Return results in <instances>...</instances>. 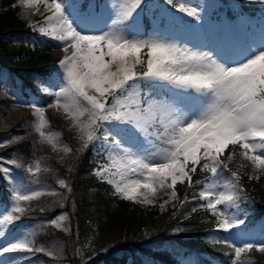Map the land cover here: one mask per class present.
I'll use <instances>...</instances> for the list:
<instances>
[{
  "label": "snow or ice",
  "instance_id": "1",
  "mask_svg": "<svg viewBox=\"0 0 264 264\" xmlns=\"http://www.w3.org/2000/svg\"><path fill=\"white\" fill-rule=\"evenodd\" d=\"M20 3L43 5L49 13L43 22L30 26L60 42L65 55L55 65L53 76L38 87L54 98L48 107L62 108L73 121L82 148L92 145L97 148V156L103 157L92 175L111 185L113 193L123 200L153 205L152 197L158 189H172L170 197L174 199L176 185L185 180L191 185L199 168L210 174L205 177L210 190L199 195L206 201L202 207L217 218V230L230 232L245 225L244 219L229 210H239L240 202L250 197L239 173L232 171L225 160H233L239 148V156L252 168L249 179L264 175V31L259 44L245 46L240 58L233 59L226 45L218 44L214 56L175 42L167 28L178 18L170 14L164 26L160 18H151V32L146 34L145 0ZM166 3L177 7L174 0ZM177 10L201 18L198 7L187 3H179ZM30 106L37 114L35 130L55 145L59 133L47 131L45 107L34 102ZM230 145L233 150L225 157ZM35 170L40 171L39 164ZM27 171L32 173L33 168ZM226 172L230 178L225 177ZM0 174L10 175V169L0 166ZM58 184L72 193L65 179H59ZM26 187L24 183L15 186V203L0 217V237L5 236L7 225L19 221L25 213L21 202L44 194L26 191ZM52 194L67 199L63 193ZM66 219V214L59 216V221ZM50 223L62 227L56 219ZM229 246L233 248L232 264H243L241 254L246 251L258 249L264 253V240L246 241L241 246L232 242ZM33 251L45 249L34 248L31 233L22 229L15 242L0 246V256Z\"/></svg>",
  "mask_w": 264,
  "mask_h": 264
},
{
  "label": "trees",
  "instance_id": "2",
  "mask_svg": "<svg viewBox=\"0 0 264 264\" xmlns=\"http://www.w3.org/2000/svg\"><path fill=\"white\" fill-rule=\"evenodd\" d=\"M223 1L231 9L232 0ZM237 1L247 11L255 8L243 0ZM54 48L53 41L37 36L19 17L16 0H0V73L8 72L10 85L16 91L28 97L35 92L36 83L51 75L49 66L55 61ZM232 150L230 145L224 156ZM236 151L237 156L231 161L225 160V163L239 173L240 183L250 197L241 202L248 206L254 204L252 220H257L264 215V175L256 180L249 179L253 175L251 165L239 156V148ZM4 152L22 162H33L37 157L31 139L16 142ZM43 159L40 157L41 162ZM97 162V156L88 147L82 151L74 150L67 163H57L43 172L46 181L65 179L72 193L63 189L67 199L61 201L68 230L44 227L36 237L37 246L62 243L58 260L65 264H145L141 252L154 257V264H185L180 258L187 260L191 256L197 264L232 261L233 248L223 236L215 235L217 218L202 207L204 203L199 193L206 185L205 177L209 173L198 168L191 185L188 182L178 185L179 197L175 206L159 212L115 195L111 185L92 175ZM46 165L49 166L48 161ZM3 179L0 174L2 185L5 183ZM21 218L25 219L24 216ZM89 239L90 247L81 256L78 246ZM153 243H160V247H152ZM243 255L250 264H264V253L258 249L246 251Z\"/></svg>",
  "mask_w": 264,
  "mask_h": 264
},
{
  "label": "rangeland",
  "instance_id": "3",
  "mask_svg": "<svg viewBox=\"0 0 264 264\" xmlns=\"http://www.w3.org/2000/svg\"><path fill=\"white\" fill-rule=\"evenodd\" d=\"M243 1L249 6H256L254 11L245 13L241 10L240 2L237 0H232L231 9H228L227 4L223 0H174L177 5L176 8L167 4L166 0H145L148 8L145 10L147 14L144 18V31L146 34L151 32V18H160L163 22L162 26L167 25L170 18L168 14H170L171 17L178 18L176 22L167 28L169 37L173 38L175 42L186 44V46L192 47L195 50L208 51L214 56L219 51L218 44L220 46L226 45L227 54L233 59H239L240 52L245 46L252 45L255 47V45L261 42V34L264 31V2H261V0ZM67 2L71 4L75 0H67ZM97 2L103 3L104 0H97ZM181 2L198 7L201 18L197 20L194 17H189L179 12L177 9ZM16 6L19 17L28 25L43 22L44 16L49 14L43 5L28 6L20 3V0H16ZM37 8H39V11H37ZM35 32L39 37H47L38 31ZM46 39L53 41L55 44L52 53L55 61L49 66L52 73L45 80L34 85L35 92H31L30 96L22 95L10 85L8 72L4 71L0 73V131H4L0 134V145H2L0 146V157L3 158L0 166L10 169V175L1 174L5 183L2 185V180L0 181V217L11 211V207L15 203L14 188L16 185L24 183L27 186L26 191L39 190L44 193L32 201L21 202V206L26 208L25 213L21 216H24L25 219L22 220L21 218L19 221H13L12 224L4 228L5 236L0 237V246H7L9 243L15 242L17 238H20L22 229L25 233H31L34 248L42 247L45 251L5 253L0 256V262H3V264H65V262L58 260L63 250L62 243L49 242L47 247L37 246L36 237L44 231V227H55V225L50 223L51 220L56 219L58 223H61L62 227L59 229L65 231L67 228V219L59 221V216L66 214L61 208L63 198L62 196L52 194L53 192L64 193L58 184V180L63 178H53V181L50 182L46 181L42 177V174L45 170L50 169L52 165L67 163L72 157L74 150L82 151L84 149L82 148V141L79 139L80 133L74 127L73 121L68 118L62 108L48 107L49 104L54 103V98L42 92L38 87V85L53 76L57 71L55 65L65 55L62 48L59 47L60 42L49 37ZM54 90L50 88V91ZM33 102L37 106H43L46 109L44 118L48 124L47 131L59 133L55 137V145L43 140L35 130L37 114L30 106ZM26 139L32 140L34 152L37 155L33 162H22L13 156L5 154L6 148ZM89 147H91L93 153L97 156V148L92 145ZM68 148L71 151H67ZM40 157H44L42 162ZM97 159L100 161L103 160V157L97 156ZM8 161H15L16 163L11 164ZM47 161L49 166L46 165ZM37 164L40 167L39 172L35 170ZM29 167L33 168L32 173L27 171ZM225 177L230 178V173L226 172ZM187 182L185 180L182 183ZM179 184L176 185L175 191L177 195L174 199L170 197L172 189L165 187L158 189L155 196L152 197L155 200L153 205H141L132 201L130 202L140 207L154 208L159 212H164L174 207L177 203L179 197L177 187ZM204 190L210 189L205 185L201 191ZM142 191L144 190L142 189ZM200 199L206 204L203 198L200 197ZM218 207L223 208V206ZM253 210L254 204L251 203L248 206L240 202L239 210L232 208L229 211L236 213L238 218L244 219L245 225L234 228L230 232L217 230L216 228L215 235L217 237H225L229 244L234 242L236 246H241L246 241L261 242L264 240V234L261 233V225H264V216L260 220H252ZM90 244L91 241L89 239L78 246L81 256L89 249ZM151 246L160 247V243H153ZM49 252L52 255H48ZM243 254H241L243 264H250V260L244 257ZM140 256L145 264L155 263V258L147 252H141ZM180 259L182 262L186 261L184 257ZM186 264H196L195 259L191 256L187 259ZM217 264L226 263L219 262Z\"/></svg>",
  "mask_w": 264,
  "mask_h": 264
}]
</instances>
